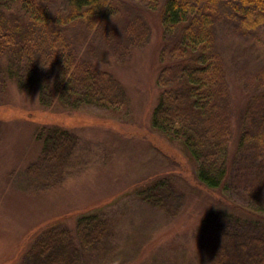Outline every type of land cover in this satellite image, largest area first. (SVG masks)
Masks as SVG:
<instances>
[{"label":"trees","instance_id":"1","mask_svg":"<svg viewBox=\"0 0 264 264\" xmlns=\"http://www.w3.org/2000/svg\"><path fill=\"white\" fill-rule=\"evenodd\" d=\"M57 1L0 0V91L9 83L22 93L36 91L39 107L55 112L125 109L129 95L115 67L149 44L153 32L146 14L158 11L162 48L150 127L179 146L193 165L194 182L221 197L201 216L195 231L199 253L189 262L180 252L168 260L156 252L145 260L143 244L127 250L102 213L105 203L80 213L74 227L55 222L24 233L29 238L20 264H100L117 257L116 264H264V203L248 187L247 203L223 198L231 197L242 174L264 168V92L238 104L219 34L225 24L246 36L264 28V0H68L67 7ZM260 100L263 111L256 112ZM24 111L29 114L14 119L34 124L35 114ZM25 123L22 131H32ZM35 139L41 152L24 171L22 187L38 184L33 168L56 178L80 159V137L64 125H42ZM169 174L133 192L173 218L185 194L177 193ZM45 180L39 178L38 186Z\"/></svg>","mask_w":264,"mask_h":264},{"label":"rangeland","instance_id":"2","mask_svg":"<svg viewBox=\"0 0 264 264\" xmlns=\"http://www.w3.org/2000/svg\"><path fill=\"white\" fill-rule=\"evenodd\" d=\"M56 4L67 7L68 0H58ZM159 15L158 11L146 14L153 32L149 44L137 49L129 63L115 67L129 95L125 109L55 112L39 107L36 91L22 93L11 83L0 91V264H20L17 257L29 238L24 240V233L31 235L55 222L74 227L80 213L105 203L102 213L114 227L118 242L130 250L146 245L145 260L152 259L156 252L166 260L180 252L182 259L189 262L199 253L195 231L205 210L221 193L194 182L193 165L179 146L150 127L151 110L158 96L156 80L162 48ZM219 34L223 55L230 56V75L238 104L260 98L264 92V28L246 36L225 24ZM25 109L35 114L34 124L28 119H24L26 123L14 119L29 114ZM261 111L260 100L256 112ZM23 123L30 124L32 131L27 125L22 131ZM41 124H60L74 130L80 137L76 156L80 159L74 166L66 165L58 179L53 174H49L50 178L48 174L41 177L33 168L34 180L42 184L38 179H46L45 186L22 187L24 171L41 152L35 139ZM169 173L175 176L177 193L185 194L182 208L177 211V206H173L180 212L173 218L151 208L133 192L137 186ZM179 176L190 185L186 186ZM241 176L231 197L223 198L227 202L247 203L248 187L250 194L264 203V168ZM48 180L51 186H46ZM119 259L106 258L100 264H116Z\"/></svg>","mask_w":264,"mask_h":264},{"label":"clouds","instance_id":"3","mask_svg":"<svg viewBox=\"0 0 264 264\" xmlns=\"http://www.w3.org/2000/svg\"><path fill=\"white\" fill-rule=\"evenodd\" d=\"M46 66V65H45Z\"/></svg>","mask_w":264,"mask_h":264}]
</instances>
